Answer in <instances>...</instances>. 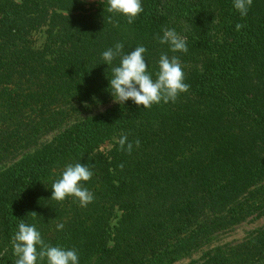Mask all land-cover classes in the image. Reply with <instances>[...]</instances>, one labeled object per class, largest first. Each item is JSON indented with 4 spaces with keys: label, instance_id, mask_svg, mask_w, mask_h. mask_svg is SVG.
<instances>
[{
    "label": "trees",
    "instance_id": "obj_1",
    "mask_svg": "<svg viewBox=\"0 0 264 264\" xmlns=\"http://www.w3.org/2000/svg\"><path fill=\"white\" fill-rule=\"evenodd\" d=\"M141 4L129 24L107 0H0V264H15L21 221L79 264H173L264 214V0L246 17L233 0ZM165 28L187 53L158 42ZM116 43L123 54L144 46L153 79L161 54L178 56L188 92L150 108L114 103L120 57L108 66L102 53ZM76 163L93 172L87 207L51 199ZM263 260L264 227L196 264Z\"/></svg>",
    "mask_w": 264,
    "mask_h": 264
},
{
    "label": "clouds",
    "instance_id": "obj_2",
    "mask_svg": "<svg viewBox=\"0 0 264 264\" xmlns=\"http://www.w3.org/2000/svg\"><path fill=\"white\" fill-rule=\"evenodd\" d=\"M107 4V12L124 15L129 24L143 12L141 0H107ZM252 4L253 0H233L234 8L242 17L248 15ZM242 27L243 25L237 24V31ZM156 39L160 44H167L172 53L188 51L186 39L180 37L174 29H163V35H157ZM123 49L122 43H116L113 48L102 53L104 64L108 66L112 65L115 58L120 57L119 66L112 68V78L109 79V91L114 103L123 105L128 100H132L137 106L150 108L161 101L174 103L181 93L188 92L190 85L184 82L185 74L178 56L170 57L166 53L161 54L158 61L159 71L153 79L144 59L147 49L144 46H138L128 54H123ZM117 143L121 151L131 154L133 143L129 142L127 134H121ZM134 143L136 147H139L138 139ZM123 167L121 164L120 168L123 169ZM92 175L93 172L84 164L67 165L61 178L51 184L53 190L51 199L62 202L68 197H74L81 207H87L94 197L82 182L89 181ZM63 227V224L57 225L59 230ZM13 249L17 257L15 264H38V260L43 261L45 258L47 264H79L75 249L66 250L45 244L36 227L23 221L19 223L18 231L13 237Z\"/></svg>",
    "mask_w": 264,
    "mask_h": 264
},
{
    "label": "rangeland",
    "instance_id": "obj_3",
    "mask_svg": "<svg viewBox=\"0 0 264 264\" xmlns=\"http://www.w3.org/2000/svg\"><path fill=\"white\" fill-rule=\"evenodd\" d=\"M42 38L39 37V42H41ZM106 107V106H105ZM104 109V107H103ZM101 109V110H103ZM105 146H110V144H107ZM264 227V214H261L257 216V213L253 216H250L246 221L241 222L236 227L229 229L225 232H222L218 234L211 242L210 244L205 245L200 250L190 254L186 255L184 257L179 258L175 263L173 264H196L199 260L202 259V256L211 248L214 247H222L226 246L228 244H233L236 242H239L245 238H248L251 236L256 230L259 228ZM258 264H264V260Z\"/></svg>",
    "mask_w": 264,
    "mask_h": 264
}]
</instances>
